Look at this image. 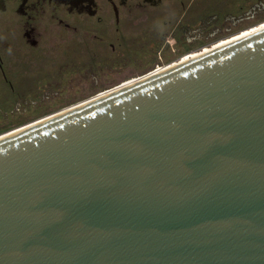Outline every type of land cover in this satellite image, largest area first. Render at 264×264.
<instances>
[{
  "label": "water",
  "instance_id": "1",
  "mask_svg": "<svg viewBox=\"0 0 264 264\" xmlns=\"http://www.w3.org/2000/svg\"><path fill=\"white\" fill-rule=\"evenodd\" d=\"M0 264H264V26L1 136Z\"/></svg>",
  "mask_w": 264,
  "mask_h": 264
},
{
  "label": "flooded vegetation",
  "instance_id": "2",
  "mask_svg": "<svg viewBox=\"0 0 264 264\" xmlns=\"http://www.w3.org/2000/svg\"><path fill=\"white\" fill-rule=\"evenodd\" d=\"M220 1L227 10L223 17L210 9L217 0H0V73L17 89L15 78L24 71L10 70L6 58L15 64L23 49L44 39L74 47L92 41L103 48L108 43L109 57L124 48L136 50L134 69L154 72L246 27L264 24V0ZM94 54L89 56L101 57Z\"/></svg>",
  "mask_w": 264,
  "mask_h": 264
},
{
  "label": "rangeland",
  "instance_id": "3",
  "mask_svg": "<svg viewBox=\"0 0 264 264\" xmlns=\"http://www.w3.org/2000/svg\"><path fill=\"white\" fill-rule=\"evenodd\" d=\"M217 1L218 4L214 8L210 6V9L217 12V17H223L227 10L220 4L223 1ZM237 6H232L233 10L238 9ZM263 25L246 27L230 39L213 43L189 56ZM63 44L44 39L37 47L23 49L15 64L13 61L9 64L6 58V67L13 71L23 70L24 73L15 78L19 83L17 89L8 85L0 73V136L152 72L134 69L136 64L133 61H138L136 50L124 48L121 54L109 57L112 49L108 43L103 48H96L92 41L77 43L76 47L73 43ZM94 53L101 57L91 58L89 55Z\"/></svg>",
  "mask_w": 264,
  "mask_h": 264
},
{
  "label": "bare ground",
  "instance_id": "4",
  "mask_svg": "<svg viewBox=\"0 0 264 264\" xmlns=\"http://www.w3.org/2000/svg\"><path fill=\"white\" fill-rule=\"evenodd\" d=\"M264 26V25H263ZM262 27V26H261ZM261 27H259V28H261ZM259 28H257V29H259ZM257 29H255V30H257ZM253 31V30H252ZM251 32V31H250ZM249 32H247V33H243V35H245V34H248ZM240 37V36H239ZM235 39V38H234ZM233 40V39H232ZM224 43H226V42H224ZM224 43H222V44H224ZM219 45H221V44H219ZM207 50V49H206ZM163 70V69H162ZM17 130V129H16ZM16 130H14V131H16ZM19 130V129H18ZM14 131H11V132H14ZM6 134H9V132L8 133H6ZM6 134H4V135H1V136H5ZM0 136V137H1Z\"/></svg>",
  "mask_w": 264,
  "mask_h": 264
}]
</instances>
